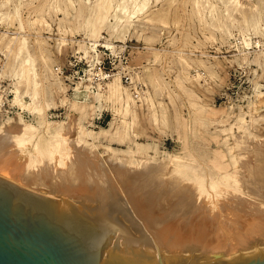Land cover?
I'll use <instances>...</instances> for the list:
<instances>
[{
    "label": "rangeland",
    "instance_id": "obj_1",
    "mask_svg": "<svg viewBox=\"0 0 264 264\" xmlns=\"http://www.w3.org/2000/svg\"><path fill=\"white\" fill-rule=\"evenodd\" d=\"M22 1L17 12L10 6L0 11L10 12L13 18L2 21L0 16V72L14 98L18 92L20 102L31 103L33 109L21 107L15 99L18 109L9 116L1 114L0 125L6 119L40 130H46L47 125L52 129L64 125L62 135L68 141L77 139L80 127L94 133L109 131L96 141L82 136L79 144L86 148L88 142L87 148L101 155L99 161L105 163V168H94L102 163H88L77 183L85 186L101 181L100 185L69 197L67 193L77 189L70 175L73 166L66 168L69 174L62 180L56 169L44 165L41 170L53 171L49 185H38L30 177L34 170L26 171L38 193L67 198L77 205L89 203L88 197L114 184L106 181L109 169L115 182L133 194L131 182L135 184L137 169L145 170L136 178L139 185L151 191L154 207L163 203L167 213L185 208V203L187 208L194 206L195 189L208 187L211 180L195 176L220 167L224 172L240 170L241 180L255 178L251 184L254 190L245 191V206L264 208L258 198L264 195V144L253 145L245 131L246 127L256 130L262 121L259 115L264 114V0L258 5L254 0H241L239 9L225 14L222 4L216 3L213 15L203 1L197 4L196 0H186L185 4L184 0H151L147 12L136 15L130 28L113 33L110 25L114 21L110 19V24L94 38L93 48L89 43L94 41L88 37L95 30L83 28L84 21L94 15L98 0H74L73 7L68 0ZM255 16L261 20L258 30L245 21ZM62 34H66L65 40L60 38ZM16 37H26L29 50L18 53ZM27 58L33 70L28 67L23 75L15 74V68ZM56 66L72 76L68 80L58 77ZM95 74L118 76L97 85ZM124 76L130 77L131 84L125 82ZM115 79H120L122 91L132 99L129 106L125 94L112 98L110 87ZM92 91L102 97L97 99ZM58 112L63 117L55 115ZM258 133L264 135V130ZM137 146L142 148L141 153L136 152ZM78 149L74 146L76 152ZM112 151L141 158L150 167H126L135 174L127 177L122 164L114 168V162L104 160ZM80 160L75 157L71 164ZM234 184L228 182L220 187ZM181 187L187 188V193L177 195ZM135 198L140 205L142 196Z\"/></svg>",
    "mask_w": 264,
    "mask_h": 264
},
{
    "label": "bare ground",
    "instance_id": "obj_2",
    "mask_svg": "<svg viewBox=\"0 0 264 264\" xmlns=\"http://www.w3.org/2000/svg\"><path fill=\"white\" fill-rule=\"evenodd\" d=\"M185 1L186 0L183 2ZM201 1L204 2L205 7H208L211 15H213L216 10V6L214 7L216 3L222 4V14L230 12V9L233 11L232 9L236 10L242 6L241 0H196L195 3L201 4ZM254 1H256L257 5L259 2L262 3V0ZM22 2V0H19V3H13V0H6L4 3H0V11H2V7L10 6L17 12L20 9L19 4ZM68 2L71 7L75 6L76 2L74 0H68ZM150 2L151 0H98L94 9V15L84 21V25L86 26H84L83 29H94L97 31L90 32L88 38L89 41H94V44L88 42L89 46L92 48L95 46L96 40H94V38L103 26L108 25V23L110 24V19L114 21V23L110 25L113 33H118L124 28L134 26L135 22L133 18L138 14L147 12ZM198 8L201 10V6ZM0 16L2 21L4 19H13L11 18L10 12L1 13ZM64 20L71 21L69 18H65ZM245 21L247 24H252L254 29L258 30L261 20L255 16L253 19H247ZM4 35L6 36L7 34ZM60 38L65 40L66 34H62ZM15 39L18 40L19 43L18 53L29 50V43L26 37H22L21 39L16 37ZM83 44L86 45V43ZM85 52L87 53V50ZM28 67H31V60L29 58L19 63L14 72L21 76L27 72ZM30 70L32 71L33 69L30 68ZM117 76L118 74L113 75V78ZM119 80L115 79V83H111V96L112 98H119V96L122 97V94H125V103L126 106H129L132 99L128 93L122 91V85ZM92 93H94L97 99L102 97L100 93H95L94 91H92ZM18 95V92H15L14 102L16 99L21 107H31V109H33L31 103L27 104L24 100L20 102ZM45 103L44 101V104ZM35 110L38 111L37 108ZM259 116H261V119H259L262 121L259 122V125L257 124L256 130H249V127L245 128V131H248L247 136L249 135L252 137L250 140L253 145H255V143L264 144V135L258 133L264 130V114H260ZM6 120V123L0 125V177L13 181L34 192H40L36 187H33V185L36 184L32 183V181L28 180L26 177L30 170H34L33 176L30 177L36 179L38 185H49L52 180L48 178L51 177L53 171L52 169L47 172L41 170L44 165L56 169L57 175H59L62 180L65 179V176H68L69 171H66V168L71 165L74 170L70 171V173H72L70 175L74 178L73 180L76 182L74 187H77V189H71L67 193V196L75 197L78 194L88 193L89 188L101 184V181L88 183L85 186L77 183L82 180L88 163H102L99 161L101 160V155L97 156L96 151L95 154L94 152H90L87 141L85 142H87V147L89 148L82 147L79 144H82V136H87L93 141H96L109 131L102 129L99 133H94L93 131H88L80 127L77 139L68 141L69 139L66 140L62 135L64 125L53 126V129L47 125L46 130H40L33 125L23 122H14L12 119ZM243 120L240 121L243 122ZM253 120L256 121L257 119L254 118ZM74 146L79 148L77 150L78 153L74 150ZM146 147L148 146L146 145ZM91 151H93V149H91ZM141 151L142 148L137 146L136 152L141 153ZM130 153L131 152L128 154ZM75 157H80L81 160L75 164H71ZM140 159L141 158L135 159L133 156L130 157L125 154L118 155L115 151H112V154L104 160H106V162H114V165H112L114 168L122 164V168L125 167V171L127 172V177L132 178V176H135V174L132 173L134 170L129 169L127 171L126 167L132 168V166L135 165H137V167L141 165V168L144 169L150 167L147 161L143 163L141 162L142 159ZM97 167L105 168V163L99 164V166L97 165L94 168L97 169ZM59 169L61 171H58ZM237 170L238 169H236V171L229 170L224 172L223 168L217 167L216 170L211 172L196 175L195 179L205 180L209 178L211 180H209L208 187L204 186L195 189L197 201L194 206L190 205L191 207L187 208L186 206H188V204L184 202L186 204L185 208L178 210V207H176L177 210L165 213V209H167L166 206L162 205V203L155 208L151 191L148 192L144 185L140 186L138 183L139 181L136 179L139 175L142 176L145 170L138 171L137 169V173L139 172V174L135 176V184L131 182V186L135 191L133 194H129L123 186L120 187V184L115 182V179H113L108 169L106 181L112 180L114 184H111V187L107 189H102L98 194L88 197L89 203L84 201L86 204L81 203V205L97 207L106 201L115 203L128 227L136 236H149L154 250L143 249V252L155 255L157 261H159V256H186L195 260H221L247 256L264 250V208L261 209V207H256L254 209L252 205L245 206L247 205L245 204V199H248L245 191L254 190L255 187L251 184H254L255 178H252L253 181L250 177H245L244 180H241L239 178L241 171ZM228 182H235V184L234 186L229 185L224 188L220 187V185ZM137 184L139 186H136ZM186 190L187 188L185 187L178 188L179 193L177 195L187 193ZM136 195L142 196V203H140V205L138 204L140 201L135 198ZM258 198L259 204L264 206V195L260 194ZM60 199L65 200L67 198ZM174 199L177 200V196H175ZM146 201L150 203L147 204L148 202ZM158 207L162 209L161 213L160 210L157 209Z\"/></svg>",
    "mask_w": 264,
    "mask_h": 264
},
{
    "label": "water",
    "instance_id": "obj_3",
    "mask_svg": "<svg viewBox=\"0 0 264 264\" xmlns=\"http://www.w3.org/2000/svg\"><path fill=\"white\" fill-rule=\"evenodd\" d=\"M117 205H77L0 177V264H264L261 252L221 260L144 253Z\"/></svg>",
    "mask_w": 264,
    "mask_h": 264
},
{
    "label": "built area",
    "instance_id": "obj_4",
    "mask_svg": "<svg viewBox=\"0 0 264 264\" xmlns=\"http://www.w3.org/2000/svg\"><path fill=\"white\" fill-rule=\"evenodd\" d=\"M55 73L58 75V77L66 79V80H68L69 77L72 76V75L66 74L64 69L58 66L55 67ZM112 77H113V74H95L94 78L95 79L97 78V81L95 79L94 80H95V83L99 85L101 83L104 84L105 81H108ZM124 80L126 83L129 82V84H131V79L129 76H124ZM14 109H18V107H16L14 103L13 90L10 87V84L8 83V81L5 78H3L0 72V115L1 114H5V116L12 115L15 112ZM55 115H57L59 118L63 117L62 112H58V114H55Z\"/></svg>",
    "mask_w": 264,
    "mask_h": 264
}]
</instances>
